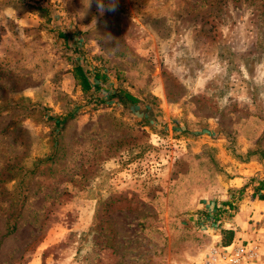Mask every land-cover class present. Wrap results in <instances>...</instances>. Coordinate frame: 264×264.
<instances>
[{
    "label": "rangeland",
    "instance_id": "obj_1",
    "mask_svg": "<svg viewBox=\"0 0 264 264\" xmlns=\"http://www.w3.org/2000/svg\"><path fill=\"white\" fill-rule=\"evenodd\" d=\"M259 182L264 0H0V264L259 247Z\"/></svg>",
    "mask_w": 264,
    "mask_h": 264
},
{
    "label": "built area",
    "instance_id": "obj_2",
    "mask_svg": "<svg viewBox=\"0 0 264 264\" xmlns=\"http://www.w3.org/2000/svg\"><path fill=\"white\" fill-rule=\"evenodd\" d=\"M259 255L257 245L231 244L230 248H215L210 251L203 264H249Z\"/></svg>",
    "mask_w": 264,
    "mask_h": 264
},
{
    "label": "trees",
    "instance_id": "obj_3",
    "mask_svg": "<svg viewBox=\"0 0 264 264\" xmlns=\"http://www.w3.org/2000/svg\"><path fill=\"white\" fill-rule=\"evenodd\" d=\"M75 73H76V77L79 79L81 87L85 91H88L92 87L98 88L97 87L98 84L96 81L101 80V82H104V80H105L104 74L96 72L93 74L94 82H91L89 80L88 75L84 71L82 65H80V64L75 67ZM119 96L126 101H130V102L135 101V98H133L130 94H128L126 92L121 93ZM55 125L57 126V124H55ZM262 187H264V182H259L258 188H262ZM222 233H223V236L225 237V240L223 241V246H229L233 242L234 232L232 230H223Z\"/></svg>",
    "mask_w": 264,
    "mask_h": 264
},
{
    "label": "crops",
    "instance_id": "obj_4",
    "mask_svg": "<svg viewBox=\"0 0 264 264\" xmlns=\"http://www.w3.org/2000/svg\"><path fill=\"white\" fill-rule=\"evenodd\" d=\"M260 235V232H258V234H255V238L253 239V240H257V242H259V247H258V249H259V251H260V256L259 257H257V259L256 260H254L253 262H250L249 264H258V263H262V262H264V261H262V260H264V235H262V236H259ZM257 237H259V239L261 240V242H260V240L257 238ZM238 238H239V235L236 237V239H235V241H240V240H238ZM233 244H235V243H233ZM221 248H227V249H229L230 248V245L229 246H225V247H221Z\"/></svg>",
    "mask_w": 264,
    "mask_h": 264
},
{
    "label": "clouds",
    "instance_id": "obj_5",
    "mask_svg": "<svg viewBox=\"0 0 264 264\" xmlns=\"http://www.w3.org/2000/svg\"><path fill=\"white\" fill-rule=\"evenodd\" d=\"M90 2H91V0H89V4H90ZM98 6H99L100 8H103V5H102V4H99ZM108 10H109V11H114L115 8H114V6H110V7L108 8Z\"/></svg>",
    "mask_w": 264,
    "mask_h": 264
}]
</instances>
